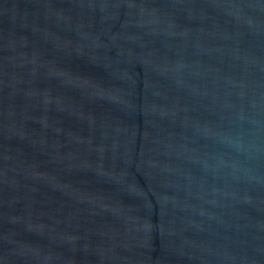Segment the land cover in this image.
Returning <instances> with one entry per match:
<instances>
[{
	"label": "water",
	"instance_id": "water-1",
	"mask_svg": "<svg viewBox=\"0 0 264 264\" xmlns=\"http://www.w3.org/2000/svg\"><path fill=\"white\" fill-rule=\"evenodd\" d=\"M0 264H264V0H0Z\"/></svg>",
	"mask_w": 264,
	"mask_h": 264
}]
</instances>
